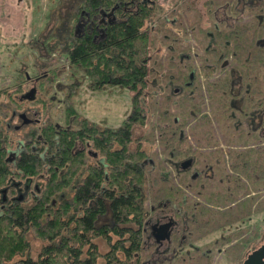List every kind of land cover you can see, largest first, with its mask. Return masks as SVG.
I'll return each instance as SVG.
<instances>
[{"label":"rangeland","instance_id":"obj_1","mask_svg":"<svg viewBox=\"0 0 264 264\" xmlns=\"http://www.w3.org/2000/svg\"><path fill=\"white\" fill-rule=\"evenodd\" d=\"M210 1L212 0L154 1V14L145 24L149 28L146 52L150 60L148 59L146 64L148 74L145 84L138 97L137 109L143 115L142 122L132 124L129 130L132 137L130 147L140 145L153 160L151 166L146 168L145 182L139 184L145 204L151 205L150 191L155 187V194L161 199L172 197L173 201L177 202V196L183 194L185 200L178 201L177 205L182 210L194 211V216L192 213L189 215L192 228L191 234H187V240L196 249L192 250L188 245L182 249L188 254V258L193 259H188L181 251L176 254L178 256L175 255V264H206L203 259L197 261V257L208 249L211 250L208 264H238L242 249L247 248L249 244L258 245L260 235L264 232V133L258 132L261 128L264 129V105L258 100L262 99V96L255 95L247 103L244 99L248 88L245 84L250 80L257 82L259 88L262 84L264 86L263 3L260 5L258 0H220L213 8ZM80 2L83 0H33L32 15H25V22L28 24H25L26 29L21 31L22 33L17 32L15 28L11 33L7 31L10 34L0 30V124L7 135L6 144L9 151L15 149L18 140L22 141V145L24 133L36 125L53 122L62 127L78 129V122L83 118L97 128H116L133 111V92L128 87L109 84L100 89L90 87L92 80L90 77L86 78V73L91 72L90 66L94 61L77 67L68 62L65 51L71 39L69 30L73 33V20L78 16L76 7ZM216 9L221 22L216 29H222L228 34L226 37L231 46H234L235 41H239L235 37H238L243 29L248 30V39L250 34L256 36L250 45L258 44L252 54V57H260L258 62L253 60V63H247L248 61L229 52L227 57L231 60L228 66H214L213 62L217 56L209 52V44L213 43L214 47L219 49V43L210 37L206 40V35H212V24L215 26L218 23V17L211 15ZM78 33L79 31L74 34ZM223 57H226L225 53L219 55L220 59ZM186 66H189V73L194 76L191 81L193 86L179 93L182 92V87L178 84V79H172V75L175 68ZM230 68H234L241 76L240 79L232 80L231 89L234 92L230 94V104L219 108L214 100L220 99L221 95L216 94L213 99L217 91L214 88L210 90L208 83L213 85L214 80H222ZM101 69V74H104L103 68ZM93 76L94 73L91 77ZM238 83H242L244 87L241 94L237 92ZM31 87L35 89L34 96L25 98ZM174 90L179 95H173ZM18 96L22 99L21 102L18 101ZM244 105L246 107L242 112L240 108ZM67 107H73L76 112L72 111L73 113L69 112L67 115ZM212 107L218 113L223 112V116H212ZM24 108L30 109L26 111L27 117L37 118L38 122L14 130L13 125L18 124L19 120L11 117V111H21ZM174 116L179 117L178 127L184 133L183 139H162L163 133L170 130L169 118ZM204 117L210 123L208 126L204 124ZM227 117L235 122L237 117L240 118V125L232 128L226 124ZM7 123L9 129L6 127ZM166 136L164 137L168 138ZM114 145L116 143H113ZM188 155L200 157L199 164L195 163L193 167L206 161L216 162L219 157L221 163L217 169L221 174L218 175L219 185L216 186L219 196H213L212 192L200 189L197 184H191L171 171L167 157L178 161ZM241 158L246 159L245 165L249 169H257L255 173L247 174V178L237 172L232 164L234 160L240 161ZM157 162L163 166L158 171L160 176L151 177L152 168ZM60 168L58 177L63 179L65 184L59 187L57 181H54L55 188L50 193V196L57 195V210H32L29 214L34 224L27 223V227L21 229V239L14 237L15 239H11V246L7 248L5 245L4 255L7 252L8 257L16 259L27 249L26 254L36 257L43 245L64 243V234L79 248L81 256L88 251L87 255L95 258L97 264H104V255L110 251L112 245L101 236L88 237L89 242L97 248L98 254L95 255L93 250L90 251L88 244L78 242L69 229L74 223L75 210L72 212V204L64 206L59 202L62 198L71 199L76 184L84 177L85 164L72 161ZM225 173H236L239 175V182L230 184ZM187 177L192 180L191 174ZM222 180L224 184L219 183ZM25 200L23 206L32 203L30 198ZM224 200L230 201L228 209L235 208L236 204H250L252 213L240 221L239 229L231 231L232 225L228 228L214 227L221 223V217L211 210H215L216 204H222ZM219 208L226 207L221 205ZM196 211L198 215H195ZM203 214L209 217V222L201 220ZM104 219L106 218L102 217L99 220ZM47 221H51L53 226H46ZM102 222L104 223L99 221V224ZM115 254L117 258L124 259L122 252L115 251ZM3 257L1 254L0 261ZM139 260V264H152V261L149 262L150 259L143 255ZM128 263L134 264L132 259H129Z\"/></svg>","mask_w":264,"mask_h":264},{"label":"trees","instance_id":"obj_2","mask_svg":"<svg viewBox=\"0 0 264 264\" xmlns=\"http://www.w3.org/2000/svg\"><path fill=\"white\" fill-rule=\"evenodd\" d=\"M135 1L83 0V2H80L76 7L77 13L79 14L82 9L90 16L97 13L99 9L109 11L116 4L113 14L117 20L105 25L103 36L96 41L93 40L94 34H96L94 30L91 33L84 32L80 35H73L69 30L71 39L69 47L65 51L69 64L76 67L94 61L90 66L91 72L89 74L86 73V78L90 77L92 80L91 88L100 89L108 84L121 85L128 87L133 92L131 97L133 111L123 119L118 127L110 128L104 126L97 128L94 124L87 123L83 118L78 122V129L62 127L58 123L53 122L36 125L24 133V140L30 141L25 143L23 150L9 159V147L6 144L7 135L0 124V256L1 254L4 256L1 258L0 264H97L95 258L87 255L88 251L81 256L79 248L76 247L75 243H71L72 240L65 237L64 234L62 235L66 239V241H63L64 243H47L42 246L36 257L26 254L25 251L27 249L16 259L8 257L7 252L4 255L3 252L6 251V246L7 248L11 246V239L14 237L21 239V229H25L29 223L34 224V220L29 214L32 210L36 208L41 211L51 208L57 210V195L50 196V193L55 188L53 182L57 181L56 184L59 187L65 184V181L58 177L61 172L60 167L72 161L76 162V164L79 162L85 164L86 172L82 181L76 184L71 199L68 197L59 199V202L64 206L69 203L72 204V212L75 210V213H73L75 214L73 217L74 223L69 227L72 232L71 235H74L78 242L88 244V247L91 248L90 251L92 252L93 250L95 255L98 254L97 248L89 242L88 237L101 236L108 244H111L110 251L104 255V264H129V259H132L134 264H139L141 255L145 258L148 256V252L143 249L142 225L151 211L150 207L157 206L159 202L165 200L171 203L174 201L172 197L161 199L156 196L155 193L157 191L155 192V190L157 188L152 187V192L150 191L151 195L149 196L151 205L149 206V203L145 204L139 184L142 181L145 182L146 168L149 165L151 166L153 160L149 158L148 153L140 145L130 147L132 137L129 130L132 124H140L142 122L143 115L137 109V105L139 104L138 97L141 94V88L144 86L145 78L148 74L146 64L150 58L146 52L147 43L149 44V28L145 24L154 14L155 9V0ZM218 2L220 0H216L213 6L218 4ZM262 8L264 9L263 4ZM247 31L243 29L241 34L235 37L239 41H235L234 46L230 45V41L226 37L228 34L226 35V32L222 29L213 30L212 35H206V40L210 37L219 43V49L209 48V52L217 56L215 59L216 61L218 60L216 62L217 65L222 59L219 58V55L225 53L226 57L223 58L228 59L227 54L229 52L233 53L237 58L240 57V59L248 61L247 63L250 64L253 63V60L255 62L260 60V57H252V54L258 48V44H250L253 43L256 36L250 34L248 39V36H246ZM259 45L261 47V44ZM101 68H103L104 74H101ZM174 72L172 79H178L177 82L182 87V92L179 93H183V90L193 86L191 80L188 79L189 66L181 69L175 68ZM93 73L94 76L91 77ZM221 79L219 82L217 79L213 85L210 83L208 85L210 90L214 88L217 91L214 93L213 99L216 94L221 95L220 99L214 100L219 108L230 104L229 78ZM246 84L248 86L247 92L244 94L246 103L256 95L262 96V99L258 100L264 105L263 84L260 88L257 82L253 83L252 80ZM221 90L223 91L220 92ZM179 93L174 90L173 95H179ZM245 105L240 108V111L243 112ZM67 110V115L69 112H76L73 107H67ZM222 113L214 111L213 107L211 108V114L214 117H221L223 116ZM226 119V124L232 126V128H237L240 125V118L238 117L236 122L231 121L228 117ZM204 120V124L208 126L210 124L208 119L204 117ZM169 122L170 130H167L165 134L163 133L162 139L182 140L184 133L178 127L179 117L169 118ZM7 128L9 129V127ZM263 130L262 128L261 134L264 133ZM180 131H182L181 134ZM146 139H148V135ZM113 143H116V145L113 146ZM194 158L200 160V157ZM166 159L168 162L171 161L168 157ZM209 162L211 163L212 160ZM247 163H249L248 160ZM232 164H234L235 170L242 173L245 177L247 174L255 173L257 170L256 168L249 169L245 165L246 159L243 158L240 161L234 160ZM43 166H46L45 169L42 168ZM161 167H163L161 163H155L151 177L159 175L158 171ZM187 176L184 175L187 182L197 184L200 189L209 193L212 192L213 196H219V190L216 187L219 185L218 183L210 185L207 184L206 180H203L202 176L192 180ZM26 179L33 180L36 183V188H32L31 192L27 194L28 198L32 199L30 205H22L26 201L25 199L22 201H4L2 199V188L10 186L9 184L16 180L23 182ZM233 179L236 181L237 178L231 177L232 182H234ZM219 183L224 184V181H219ZM215 188L217 189L215 190ZM10 193H13L12 186H10ZM184 200L185 196L183 194H180L179 197L177 196V202ZM231 209H235L234 213L232 210H225L226 212H224L218 209H212L211 212L216 216L219 215L222 222L225 218H228L227 221L224 220L223 224L232 220L247 218L252 213L250 204L237 205ZM232 214L234 216H231ZM102 217L106 219L99 220ZM68 218H70V215ZM201 220L209 222V217L203 214ZM99 221H104V223L99 224ZM46 226L50 228L53 223L47 221ZM210 227L212 228L211 225ZM48 236L51 237L50 235ZM190 249L193 250L196 247ZM115 251L122 252L124 259L117 258ZM202 253V255L199 254L197 257V261L203 259L208 264L207 253ZM186 255L188 258V254ZM175 258L177 257L165 260L164 264H175ZM188 259L192 260L193 257ZM121 261L123 263H120Z\"/></svg>","mask_w":264,"mask_h":264},{"label":"flooded vegetation","instance_id":"obj_3","mask_svg":"<svg viewBox=\"0 0 264 264\" xmlns=\"http://www.w3.org/2000/svg\"><path fill=\"white\" fill-rule=\"evenodd\" d=\"M134 2L135 0H130V2ZM216 0H212L210 1L211 4L215 3ZM223 1V0H222ZM249 2L251 0H248ZM135 2H138L135 1ZM225 2V1H224ZM259 3H263L264 4V0H258ZM215 6H213L214 8ZM212 8V10H213ZM101 10V9H99ZM99 10L97 13H95L94 15L90 16L87 12H85L84 10H80L78 16L76 17V19L73 22V35H75L74 33H76L77 31H79L78 35L83 34L84 32L87 33H91L93 30L96 31V34H94V38L93 40H98L99 38H101L103 36V33L99 30L100 28L105 27V25L110 24L112 22H115L117 20L116 17H113L111 15H103V14H99ZM217 9L215 11H212L211 15H216L217 20H218V25L215 24V26L212 24V31H218L219 29H216V26H219V24H221L220 22V17L217 14ZM95 16V17H94ZM94 17V18H93ZM261 18V16H259ZM108 21H110V23H108ZM214 40V39H212ZM210 47H214L213 43L209 44V48ZM215 48V47H214ZM218 61V60H217ZM216 60L213 62L214 66L217 65ZM230 63V60H228L227 58H223L222 60H220L219 65L221 68H225V66H228V64ZM237 68V67H236ZM237 72L236 70H234V68H230L229 71L227 72V75L224 77L223 79H225L226 77L229 78V82H228V90L230 91V94H233L232 92H234L231 88H232V83L234 79L239 78L240 79V73ZM193 75L190 76V73H188V79L192 81L193 79ZM215 82V80H214ZM213 82V83H214ZM211 84V83H210ZM209 85V83H208ZM239 88L237 89V92L241 94V89L243 87L242 83H238ZM247 86V84H245ZM209 88V86H208ZM244 88V87H243ZM247 92V90H246ZM18 101L21 102L22 99L18 96ZM21 109V108H20ZM20 109L17 110H12L11 111V117H16L19 120V123L16 125H13V129L14 130H19L22 127L25 126H31L34 123L38 122L37 118H29L26 115V111L30 110L29 108H24L21 111H19ZM23 112L26 116V118L29 119L28 123H23L24 118L19 116L18 114ZM7 127H9V124H6ZM261 130H259L258 132L261 133ZM30 140H24L23 139V143L21 145V140L17 141V145L15 147V149L8 151L9 155L8 158L11 159L13 158V156H15L18 152H20L21 150H23V147L25 145V143H27ZM184 161H190V165L188 166H182V162ZM199 160L195 159L193 156H185L182 159L178 160V161H170L169 163L171 164V171L174 172L176 174L177 177L182 178L184 177V175H192L191 179L194 178H198L200 176H202L203 180L207 181V184L210 185H215L217 183V178L218 175L221 174L220 172H218L217 167H219L220 165V159L217 158V161L215 162V160L210 163L208 161L206 162H202L201 165H196L195 167H193V165H195V163L199 164ZM237 173V172H236ZM236 173H230V174H226V176H228V178H226V180L230 181V184H233L234 182H239V175H237ZM240 173V172H239ZM234 174V175H233ZM222 176H224V174H222ZM244 176V175H243ZM225 177V176H224ZM231 177H236V181L235 179L234 182L231 181ZM245 177V176H244ZM205 181V182H206ZM224 181V180H222ZM201 184V183H200ZM10 186L13 187V193H10V186L6 187L5 193L4 195H2V199H4V201H22L24 199H27L28 196L27 194L31 192V185L32 188H36V183L33 180L30 179H26L25 181H14L12 183L9 184ZM27 185L26 188H24V186ZM201 186V185H200ZM226 202V203H224ZM230 201L228 200H224L223 202H221L222 204H218L215 206V209L218 210H229V211H235V209H228ZM221 205L223 207H226L224 209H220L219 207H221ZM226 205V206H225ZM233 206V204H232ZM235 206V205H234ZM237 206V204H236ZM234 208V207H232ZM150 213L147 215L146 219L143 222L142 225V231H143V249L146 250L147 253V258L150 259L148 260L149 262L152 261V264H156V263H161L164 262L165 260H170L178 255V253H181L182 249L184 248V246H192L190 244V242L187 240V234H191V225L189 224V215L194 216V211L191 212V210H182L181 207H179V205H177L176 202H170L168 200H165L163 202H159L157 204V206L154 207H150ZM237 210V209H236ZM239 211V210H237ZM195 215H198L197 211L195 213ZM231 216H234L233 214ZM230 217V216H229ZM230 219V218H229ZM225 221L228 220V218L224 219ZM224 220L222 223H220V225L216 226L215 228L219 229V228H228L229 226L232 227L231 231H234L236 229H239V223L242 219L239 220H232L231 222H227L226 224L224 223ZM169 223L168 228H166V231L169 234V238H164L162 240L156 241L155 237L152 235L151 231H152V226L155 228L157 225L162 224V223ZM235 223H238V225H235ZM230 227V228H231ZM263 239H264V232L262 234V236L260 235V243L258 245H251L250 244L247 246V248H243L242 249V253L240 255L239 258V262L238 264H242L245 257L247 256V254L255 251L256 249H258L262 244H263ZM241 245H239L238 247L240 248ZM244 246V244H243ZM185 251V250H184ZM182 251L183 253H186ZM210 249H208L207 251H205V253H207L208 257L210 255ZM176 255V256H175Z\"/></svg>","mask_w":264,"mask_h":264},{"label":"crops","instance_id":"obj_4","mask_svg":"<svg viewBox=\"0 0 264 264\" xmlns=\"http://www.w3.org/2000/svg\"><path fill=\"white\" fill-rule=\"evenodd\" d=\"M32 1L0 0V30L2 33L7 31L11 33L14 28L19 33L26 29L28 23L25 22V15H32ZM28 28L31 30V25ZM10 33L7 32V34Z\"/></svg>","mask_w":264,"mask_h":264},{"label":"water","instance_id":"obj_5","mask_svg":"<svg viewBox=\"0 0 264 264\" xmlns=\"http://www.w3.org/2000/svg\"><path fill=\"white\" fill-rule=\"evenodd\" d=\"M116 6L117 5L115 4L109 11L99 10V14H103V15H106V16L111 15V16L115 17V15L113 14V10H114V8ZM108 23H110V21H108ZM99 30L102 33L104 32L103 28H100ZM191 75L192 74L190 73V76ZM34 91H35L34 87H31L26 92L24 97L28 98V99L32 98L34 96ZM18 115L24 118L23 123H28L29 122V119L26 118V116H25V114L23 112L19 113ZM180 134H181V131H180ZM181 164H182V166H188V165H190V161H184ZM26 187H27V185L24 186V188H26ZM5 190H6V188H2L1 189L2 195H4ZM168 226H169V223H167V222L159 224L155 228L152 226L151 233L155 237L156 241L162 240L164 238H167V239L169 238V234L166 231V228H168ZM242 264H264V239H263V244L258 249H256L255 251L247 254V256L245 257V259H244Z\"/></svg>","mask_w":264,"mask_h":264}]
</instances>
